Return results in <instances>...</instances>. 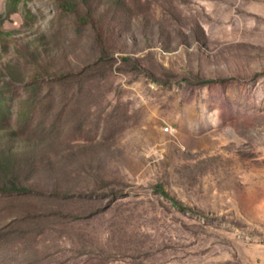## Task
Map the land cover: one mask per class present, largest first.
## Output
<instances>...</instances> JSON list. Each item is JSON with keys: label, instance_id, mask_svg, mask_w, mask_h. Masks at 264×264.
I'll return each mask as SVG.
<instances>
[{"label": "rangeland", "instance_id": "rangeland-1", "mask_svg": "<svg viewBox=\"0 0 264 264\" xmlns=\"http://www.w3.org/2000/svg\"><path fill=\"white\" fill-rule=\"evenodd\" d=\"M67 3L0 0V264H264V0Z\"/></svg>", "mask_w": 264, "mask_h": 264}, {"label": "trees", "instance_id": "trees-1", "mask_svg": "<svg viewBox=\"0 0 264 264\" xmlns=\"http://www.w3.org/2000/svg\"><path fill=\"white\" fill-rule=\"evenodd\" d=\"M65 6L68 5L67 0H63ZM14 32L7 31L0 27V39L2 40H13ZM206 81H211L209 79H206ZM6 137L9 138L10 135L6 134ZM160 191L162 194L166 195L165 191L160 188ZM0 192L8 193V194H24L28 192H32L29 185H26L25 181L21 182L20 176L16 173H14L13 177H7L4 179H1L0 181ZM175 201V200H174ZM177 204V203H176Z\"/></svg>", "mask_w": 264, "mask_h": 264}]
</instances>
